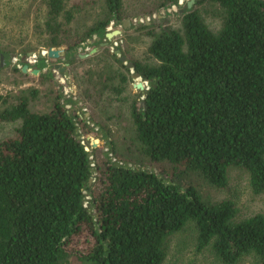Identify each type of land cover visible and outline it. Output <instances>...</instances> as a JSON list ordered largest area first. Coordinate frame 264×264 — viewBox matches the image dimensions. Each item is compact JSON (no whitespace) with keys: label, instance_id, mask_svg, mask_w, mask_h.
Masks as SVG:
<instances>
[{"label":"trees","instance_id":"16d2710c","mask_svg":"<svg viewBox=\"0 0 264 264\" xmlns=\"http://www.w3.org/2000/svg\"><path fill=\"white\" fill-rule=\"evenodd\" d=\"M197 1L218 9L219 28L188 6L179 28L157 27L166 20L153 13L179 0L135 7L151 17L136 26L151 40L149 61L132 60L148 82L129 104L135 138L155 163L168 161L219 189L231 168L244 169L252 190L264 193V0ZM45 2L46 39L19 54L51 47L63 53L38 57L27 72L14 67L21 83L34 77L43 89L0 93V121L18 123L0 139V264H167L172 238L184 231L204 264H264L263 213L240 217L231 198L211 200L194 184L112 160L101 146L87 149L82 133L93 127L72 109L55 65L65 59L98 123L99 108L122 103L132 81L119 55L101 45L109 24L128 14L124 0H99L101 11L80 25L75 6ZM87 46L99 49L81 57ZM116 48L128 55L126 44ZM1 54L11 52L0 48ZM42 91L49 106L33 110Z\"/></svg>","mask_w":264,"mask_h":264},{"label":"rangeland","instance_id":"374dc122","mask_svg":"<svg viewBox=\"0 0 264 264\" xmlns=\"http://www.w3.org/2000/svg\"><path fill=\"white\" fill-rule=\"evenodd\" d=\"M151 1L152 0H124V9L128 16L122 19V24L115 26L112 21L107 28L108 31L120 29L121 33L115 35L112 40L108 41V44L104 45L102 43L106 40L105 39L101 45H110V49L115 52L116 49H120L116 47L124 43L128 47V55L122 54L120 50V53L115 52L119 55V58L121 55H125L128 58L127 62L133 59L149 61V59H147V45L151 38L136 30V26L143 21H146L148 24L151 23V17L145 11L135 7ZM189 1L190 0H179L178 4L155 11L152 15L153 19L158 16L160 19L166 20L162 25H158L157 27L169 25L173 28H179L181 26L182 14L188 6ZM99 4V0H65V7L67 9L75 6L72 8L76 16V22L74 23L80 25H82L83 21L89 23L93 20L102 9V6L99 7ZM190 8L199 10L212 29L219 28L221 18L217 14L218 9L213 4L208 1L198 2L194 0ZM46 12L47 4L45 0H1L0 48L8 49L11 52L9 57L5 58L3 56V61L0 57L1 94L19 93L23 87L44 88L34 77H30L27 83H21V78L16 75L13 69L14 67H23L24 64H28L29 68L27 71H30L36 62H29V53L39 56V53L46 49L42 48L36 51H29L24 57H21L19 54L26 47L39 45L45 41L49 31L46 25ZM127 19H129V24L126 23L125 26L124 21ZM60 20L61 25L66 22L63 16ZM74 23L72 22L66 26L71 27ZM89 42H92V40H89ZM94 48L97 49L95 52L99 49L97 46H87L85 48L86 53L89 55L93 54L92 50ZM81 50V48H78L76 51L77 54L81 52ZM16 56L21 60L19 63L14 62V57ZM121 62L123 66H127V62ZM47 63L48 65L46 68L52 65L51 61H47ZM57 64L63 65L65 68H63V70L59 69L56 66ZM56 65V73L59 75L60 83L64 86V93L67 97L75 101L72 104V109L79 112L82 118L86 119L87 123L93 127V131L88 135H85L84 132L82 133V138L84 137V142L88 150L92 151V146H101L103 150L111 156L112 160H117L129 166L149 169L169 181L182 182L184 185L194 184L205 197L211 200L216 201L231 198L237 205L240 217H247L257 213L264 214V193H255L252 190L249 184V174L246 170L231 168L229 170V182L227 186L224 189H219L210 185L198 175L187 173L180 166H175L168 161L155 163L141 152L140 143L135 138L129 104L131 100L137 98L140 92L144 91V89L135 87L134 84L138 81H142L146 87L148 86V82L141 76L134 78V69L127 66L132 73V81L127 84V88L124 92L125 100L122 103L114 104L113 108L111 106L108 108L101 107L103 110L99 108L98 113L100 116L98 118V123H96L95 120L90 118L91 112L88 110L87 105L82 104V99L79 96V87L71 80V75L69 70H67L65 59L63 58L58 61ZM123 66L121 69L126 71ZM39 73L33 74L38 75ZM141 98H143V96H141ZM9 101L15 102V99L10 98ZM30 105L33 110L38 111L48 108L49 104L46 98H44L43 91L36 99L31 101ZM70 105L71 104H68V106ZM1 107L2 104L0 103V108ZM17 124V122L0 121V139L11 135ZM93 143H95V145H93ZM188 236V232L184 231L180 233V235L172 238L169 253L166 258L167 264H204V255L195 252L194 246L189 239H187ZM83 246L84 239L77 237L75 239V248L81 249Z\"/></svg>","mask_w":264,"mask_h":264},{"label":"water","instance_id":"95a60500","mask_svg":"<svg viewBox=\"0 0 264 264\" xmlns=\"http://www.w3.org/2000/svg\"><path fill=\"white\" fill-rule=\"evenodd\" d=\"M193 2H194V0H190V1L188 2V7H191V5H192ZM126 23L129 24V19H127V20L124 21V25H125V26H126ZM128 24H127V25H128ZM120 33H121V30H120V29H114V30H111V31H107V32H106V40H105L102 44H104V45H105V44H108V41L112 40V38H113L115 35H118V34H120ZM98 39H100V38H98ZM96 50H97V49L94 48V49L92 50V53H94ZM115 52H116V53H120V49H116ZM62 53H63V48L51 47V48H49V49L47 50V55H46L45 53L41 52V53H39V57L42 58V57L48 56V57H51V58H58ZM74 54L76 55L77 52L75 51ZM29 55L31 56L32 53H29ZM88 55H89L88 53H86V54H80L81 57H86V56H88ZM0 57H1V60L3 61V55H1ZM120 60L123 61V62H127V61H128V58H127L125 55H121V56H120ZM126 64H127L128 67L134 69V63H133L132 61H129V62H127ZM56 66H57V68L62 69V70H63V68H65V66L60 65V64H57ZM28 68H29V65H28V64H24L23 67H22V69H23L24 72H26V71L28 70ZM39 71H40V70L37 69V68H35V69L32 70V72H33L34 74L39 73ZM140 76H141V75H140L139 72H136V71H135V72L133 73V77H134V78H137V77H140ZM134 85H135V87H137V88H139V89H145V84H144V82H142V81H138V82L135 83ZM141 104H142L143 106H145V104H146L145 100H142V101H141ZM93 145H95V143H93ZM92 180H93V178L90 179V182H92Z\"/></svg>","mask_w":264,"mask_h":264},{"label":"built area","instance_id":"2783aa9c","mask_svg":"<svg viewBox=\"0 0 264 264\" xmlns=\"http://www.w3.org/2000/svg\"><path fill=\"white\" fill-rule=\"evenodd\" d=\"M47 50H48V49H45V50H43L42 52L45 53V54L47 55ZM38 57H39V56H37L36 54H33V55H31V56L28 57V60H29V62H31V63H32V62H37ZM19 61H21V60H20V58H19L18 56L14 57V62L19 63Z\"/></svg>","mask_w":264,"mask_h":264}]
</instances>
